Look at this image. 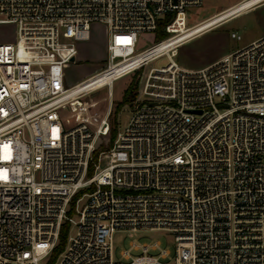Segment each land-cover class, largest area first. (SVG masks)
Masks as SVG:
<instances>
[{
    "label": "built area",
    "instance_id": "1",
    "mask_svg": "<svg viewBox=\"0 0 264 264\" xmlns=\"http://www.w3.org/2000/svg\"><path fill=\"white\" fill-rule=\"evenodd\" d=\"M203 2L0 0V264H123L114 233L149 230L175 236L174 264H264V35L198 69L173 58L264 0L189 25L187 9ZM96 24L108 33L104 66L68 84L65 67ZM160 27L168 36L139 49ZM164 54L170 61L149 69L127 125L95 159L111 134L115 80ZM105 86L107 107L93 113L81 98ZM127 264L163 263L143 254Z\"/></svg>",
    "mask_w": 264,
    "mask_h": 264
},
{
    "label": "rangeland",
    "instance_id": "2",
    "mask_svg": "<svg viewBox=\"0 0 264 264\" xmlns=\"http://www.w3.org/2000/svg\"><path fill=\"white\" fill-rule=\"evenodd\" d=\"M238 1L204 0L200 6L189 7L187 9L189 25L207 18ZM232 31L241 34L242 38L238 40L231 37ZM107 35V28L104 25L96 24L91 39L80 42L77 62L67 64L65 67L68 84L79 81L104 66L107 58ZM262 35H264V2L191 38L178 48L177 54L173 58L185 68L198 69ZM166 36H168V33L162 27L155 32L145 33L139 44V49H144ZM169 61L170 57L164 54L150 61L144 68L115 80L113 86L114 109L111 116L112 128L116 131L115 138L125 128L132 115L133 100L142 89L149 69L166 65ZM108 91V87L105 86L90 92L81 99L88 103L95 102V105L91 108L93 113H103L108 104ZM114 140L112 134L102 137L95 150V159H98L102 150L111 147ZM91 167H95V165L93 164ZM93 169L95 170V168ZM82 204L83 201H79L77 208L82 206ZM76 219L77 215L73 217L71 222L70 235L74 233ZM157 240L160 241L159 246L152 248V244ZM132 242L138 244L139 247L135 248ZM144 243L149 244L147 252L143 251L142 246ZM113 247L114 257L123 264H127L135 257L143 254L157 257L163 264H174L177 241L172 233L164 230L138 231L132 235L127 231H117L114 233ZM164 249L169 250L165 257L162 256ZM124 250H128L131 257L125 258L122 254Z\"/></svg>",
    "mask_w": 264,
    "mask_h": 264
},
{
    "label": "trees",
    "instance_id": "3",
    "mask_svg": "<svg viewBox=\"0 0 264 264\" xmlns=\"http://www.w3.org/2000/svg\"><path fill=\"white\" fill-rule=\"evenodd\" d=\"M115 129L112 128L111 129V134H112V137L113 139H115ZM94 167H90V174L93 173ZM73 213V209L72 211L70 212V214ZM69 230H70V223L69 221L68 222H65L62 226V229H61V234H60V242H59V245L57 246V248L55 249L53 255H52V258H51V261H54L56 259V257L58 256V254L63 250V248L65 247V244L67 242V238H68V235H69Z\"/></svg>",
    "mask_w": 264,
    "mask_h": 264
},
{
    "label": "bare ground",
    "instance_id": "4",
    "mask_svg": "<svg viewBox=\"0 0 264 264\" xmlns=\"http://www.w3.org/2000/svg\"><path fill=\"white\" fill-rule=\"evenodd\" d=\"M250 3V2H248ZM236 9V7L234 8H231L229 10H226L225 12H220L218 14H216V16H212L211 18H209L208 20H206L203 24H199L197 26H194L193 28L190 29V32L191 33H195L197 32L198 30H201L204 26H207V25H210V24H213L215 23L216 21L224 18V17H227L231 14V12L233 13L234 10ZM221 24V23H219ZM219 24H217L216 26H218Z\"/></svg>",
    "mask_w": 264,
    "mask_h": 264
},
{
    "label": "snow or ice",
    "instance_id": "5",
    "mask_svg": "<svg viewBox=\"0 0 264 264\" xmlns=\"http://www.w3.org/2000/svg\"><path fill=\"white\" fill-rule=\"evenodd\" d=\"M119 39H122V38H119ZM119 39H118V42H119Z\"/></svg>",
    "mask_w": 264,
    "mask_h": 264
}]
</instances>
